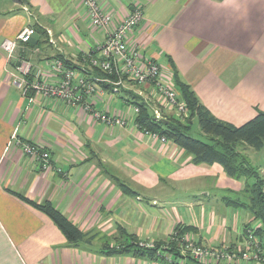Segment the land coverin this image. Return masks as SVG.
<instances>
[{
    "label": "crops",
    "instance_id": "crops-1",
    "mask_svg": "<svg viewBox=\"0 0 264 264\" xmlns=\"http://www.w3.org/2000/svg\"><path fill=\"white\" fill-rule=\"evenodd\" d=\"M93 1L109 17L107 30L91 25L82 0H0V264L181 261L108 255L104 245L114 246L118 226L139 242L168 244L177 227H186L188 240L237 247L254 216L231 202L248 204L253 180L230 178L218 164H196L168 139L140 130L133 108L143 104L152 116L160 110L152 85L126 83L112 94L109 85L98 83L100 94L87 101L123 122L109 127L84 106L24 93L12 75L28 62L31 74L38 72L41 83L53 86L57 79L47 64L60 60L95 78L84 59H100L97 48L106 35L140 6L141 23L126 37L128 50L139 54L138 65L157 62L169 85L175 87L176 76L213 117L241 126L264 112V0ZM26 28L33 31L30 41L19 43L7 59L1 43ZM23 143L46 151L51 167L42 171L23 152ZM239 150L264 179V160L256 161L263 150ZM7 191L36 204L51 203L91 244L69 245L48 217Z\"/></svg>",
    "mask_w": 264,
    "mask_h": 264
},
{
    "label": "built area",
    "instance_id": "built-area-1",
    "mask_svg": "<svg viewBox=\"0 0 264 264\" xmlns=\"http://www.w3.org/2000/svg\"><path fill=\"white\" fill-rule=\"evenodd\" d=\"M82 5L86 9V18L91 25L96 29L107 30L109 17L102 13L96 3L93 0H82ZM141 20L142 10L140 6H136L132 9L131 14L115 30L108 33L103 43L99 45L97 51L100 54V59L91 55L84 59L102 77L85 78L75 70L64 67L60 60H53L47 66L57 79L56 85L50 86L41 83L40 74L38 72L31 74V65L28 62L20 63L21 66H18L16 73L12 75V83L24 93L31 90L35 94L63 99L71 106H84L85 109L94 113L99 122L109 127H122L123 122L114 115L95 111L88 103L89 100L87 101V98L92 95L100 94L98 83L110 85L112 94H117L119 88L126 83L134 84L139 88L152 85V91L158 97V106L160 107V110L153 111L155 120H160L164 115L171 113L179 121L184 122L188 117L185 103L180 100L176 88L169 85L161 75L159 64L150 60L144 67H140L138 65V52L127 48L126 37L140 25ZM32 33L31 29L26 28L14 39L4 40L1 43V50L6 58L11 59L14 56L19 43H28ZM111 78H115V80ZM133 111L137 116L139 108L135 106ZM161 141H164V138ZM21 145L23 152L32 157L42 171L51 167L50 156L46 151L34 144L23 143ZM262 194L264 195V185ZM256 222L243 229L242 239L236 247V253L228 251V247H208L197 241L188 240L185 236L180 237L178 250L181 261L177 264H184L183 261L186 260V257L198 263L264 264V250L254 235L259 226ZM138 244L144 248L154 247V244L150 242H139ZM157 255L162 257L164 261L173 262L172 257L168 254L163 255L158 252Z\"/></svg>",
    "mask_w": 264,
    "mask_h": 264
},
{
    "label": "trees",
    "instance_id": "trees-1",
    "mask_svg": "<svg viewBox=\"0 0 264 264\" xmlns=\"http://www.w3.org/2000/svg\"><path fill=\"white\" fill-rule=\"evenodd\" d=\"M62 64L66 68L73 69V67H67L65 62ZM93 71L96 77H102L96 69ZM111 79L115 80V78ZM174 82L179 98L185 103L188 111L187 119L181 122L174 116L164 115L160 120H155L146 106L137 104L139 113L136 116V123L139 129L168 139L190 155L196 164H218L230 178L253 180V184L248 188V204L238 200L231 204L236 207H247L253 213L254 222H259L254 235L264 250V195L262 194L264 179L257 169L243 160L239 150L240 148H248L256 152L264 150V112H258L241 126H233L213 117L204 106L198 103L190 88L182 84L176 76ZM109 88H111L110 85ZM193 119L197 121L199 130L209 137L210 142L207 141L209 143L189 136ZM7 193L35 212L48 217L58 227L69 245L77 247L80 244H91V240L85 239V235L51 203L36 204L14 192L7 191ZM189 231H191L189 228L177 227L175 235L169 239L168 244H154L153 248H144L139 246L138 239L134 235L118 226V238L114 241V246L110 247L107 243L104 248L108 255H130L135 258L164 261L157 255L160 252L163 255H170L174 261L181 258L178 241ZM228 251L237 252L235 246L228 247ZM186 260L192 261L189 257H186Z\"/></svg>",
    "mask_w": 264,
    "mask_h": 264
},
{
    "label": "rangeland",
    "instance_id": "rangeland-1",
    "mask_svg": "<svg viewBox=\"0 0 264 264\" xmlns=\"http://www.w3.org/2000/svg\"><path fill=\"white\" fill-rule=\"evenodd\" d=\"M24 4V3H23ZM26 9H27V12H28V15H29V17H30V19L31 18H33V15H34V12H31V11H29L30 10V8L29 7H26ZM192 126H191V130H190V133H189V136H191L192 138H194V139H196V140H200V141H202V142H207V141H205V140H203L201 137H200V130H199V128H198V125H197V121L194 119L193 120V123L191 124ZM264 150L263 151H261L258 155V157L259 158H257L256 159V161L258 160H264ZM235 248H236V246H235Z\"/></svg>",
    "mask_w": 264,
    "mask_h": 264
}]
</instances>
